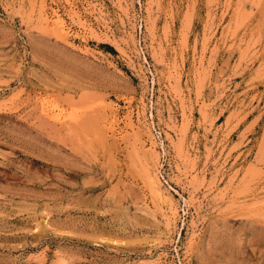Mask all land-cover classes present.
Segmentation results:
<instances>
[{"label":"rangeland","instance_id":"obj_1","mask_svg":"<svg viewBox=\"0 0 264 264\" xmlns=\"http://www.w3.org/2000/svg\"><path fill=\"white\" fill-rule=\"evenodd\" d=\"M0 264H264V0H0Z\"/></svg>","mask_w":264,"mask_h":264},{"label":"bare ground","instance_id":"obj_2","mask_svg":"<svg viewBox=\"0 0 264 264\" xmlns=\"http://www.w3.org/2000/svg\"><path fill=\"white\" fill-rule=\"evenodd\" d=\"M56 17V16H55ZM58 18V17H57ZM56 23L58 24V25H60L61 24V22L57 19L56 20Z\"/></svg>","mask_w":264,"mask_h":264}]
</instances>
